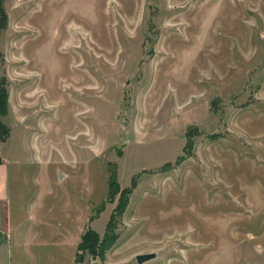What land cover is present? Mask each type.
I'll use <instances>...</instances> for the list:
<instances>
[{
	"label": "rangeland",
	"instance_id": "1",
	"mask_svg": "<svg viewBox=\"0 0 264 264\" xmlns=\"http://www.w3.org/2000/svg\"><path fill=\"white\" fill-rule=\"evenodd\" d=\"M2 4L12 215L46 222L13 264H74L114 170L79 264H264V0Z\"/></svg>",
	"mask_w": 264,
	"mask_h": 264
},
{
	"label": "trees",
	"instance_id": "2",
	"mask_svg": "<svg viewBox=\"0 0 264 264\" xmlns=\"http://www.w3.org/2000/svg\"><path fill=\"white\" fill-rule=\"evenodd\" d=\"M7 23V14L3 7L2 0H0V29L5 27ZM9 112V91L8 84L5 78L0 79V141L7 139L11 132V127L4 121L3 117ZM190 127L187 130L186 137L187 142L191 144L193 140L191 139ZM188 143L185 145V149L188 147ZM180 160V158L178 159ZM137 177V176H135ZM133 177L130 186L121 188L120 183L117 178V170H114L109 175V199L114 201L118 196L117 205L112 209L109 220L107 221L105 230L100 233L95 228L88 226L87 229L82 234V239L79 242L78 249L82 250L76 257V262L74 264H79L81 261L85 260L86 253L94 254V256L103 257L118 237L117 223L126 210L129 202L130 195L136 186V179ZM105 203L100 206V209L104 207ZM99 209V210H100Z\"/></svg>",
	"mask_w": 264,
	"mask_h": 264
},
{
	"label": "crops",
	"instance_id": "3",
	"mask_svg": "<svg viewBox=\"0 0 264 264\" xmlns=\"http://www.w3.org/2000/svg\"><path fill=\"white\" fill-rule=\"evenodd\" d=\"M12 132H10L6 140L0 143V264H13L15 250L17 252H27V249L29 250L28 246L32 247L33 244H36L35 242L43 241V238H39L37 229L44 226L40 225L41 223H46L43 220L27 219L24 215L22 220H14L13 218L12 212L14 208L11 207L10 203V164L12 159L9 150H7V147L5 148ZM2 148L3 153H1ZM79 241L80 239L78 238L77 246Z\"/></svg>",
	"mask_w": 264,
	"mask_h": 264
},
{
	"label": "water",
	"instance_id": "4",
	"mask_svg": "<svg viewBox=\"0 0 264 264\" xmlns=\"http://www.w3.org/2000/svg\"><path fill=\"white\" fill-rule=\"evenodd\" d=\"M156 255L155 252H146V253H139L137 254V260L139 263H142L143 261H146Z\"/></svg>",
	"mask_w": 264,
	"mask_h": 264
}]
</instances>
